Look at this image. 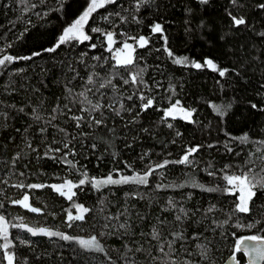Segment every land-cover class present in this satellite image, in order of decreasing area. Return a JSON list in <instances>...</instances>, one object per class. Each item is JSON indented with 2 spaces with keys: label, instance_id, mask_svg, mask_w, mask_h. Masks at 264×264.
I'll return each instance as SVG.
<instances>
[{
  "label": "trees",
  "instance_id": "16d2710c",
  "mask_svg": "<svg viewBox=\"0 0 264 264\" xmlns=\"http://www.w3.org/2000/svg\"><path fill=\"white\" fill-rule=\"evenodd\" d=\"M91 3L0 0V264H244L264 188L240 212L226 177H264V0H115L60 43Z\"/></svg>",
  "mask_w": 264,
  "mask_h": 264
},
{
  "label": "snow or ice",
  "instance_id": "6c2138e0",
  "mask_svg": "<svg viewBox=\"0 0 264 264\" xmlns=\"http://www.w3.org/2000/svg\"><path fill=\"white\" fill-rule=\"evenodd\" d=\"M114 2H115V0H92V4L89 7L88 11H86L83 14V16H81L80 19L77 20L70 28L65 30L64 34L60 37V43H64L66 40L71 39V38L83 39V40L90 39V37H88L86 34H84V32L82 30L83 24L87 21V18L89 17L90 13L93 12L96 8L103 7L106 3H114ZM205 2H206V0H205ZM233 19H234L236 24L244 23L243 19H236V18H233ZM94 31H99V29H94ZM154 31H156V32L161 31V26L159 24H157L154 28ZM108 39H109V41L112 40L111 34H108ZM125 47L128 48L129 46L126 44ZM51 50H54V49H50V51ZM170 55H171V53H170ZM12 59L13 58L10 56H6L4 58V60H12ZM184 59H186V58H184ZM4 60H0V64H3ZM131 62H132V60H131L130 55L123 61V63H125V64L131 63ZM183 62H184L183 59H177L175 61V63H183ZM206 64H207V66H209L213 69H216V65L213 64V62L211 60H207ZM194 67L201 68L202 65L199 63H195ZM220 75L223 76L224 71H220ZM135 79L136 78L134 76L133 80H135ZM150 104H151V101H148L145 104V107L147 108ZM253 107H255V105ZM172 113H173V110H169V112L167 114L171 116ZM191 115H192L191 112H188V111L184 112V116L186 119L189 118ZM169 127H171V125H169ZM246 139H247V137L242 138V140H246ZM189 151L192 152V151H195V149H191ZM187 160H188V156L186 155L183 158V160L179 161V162L183 163V162H186ZM130 179H135L139 183H146V177H142V176H137L135 178L122 177L121 180H119V181H113L111 179V177H109L107 181H104V183H121V182H127ZM226 180H227L228 184L234 185L239 190V192L241 193L240 197H239L240 203L237 205V210L240 212H248L249 211V206H248L249 201L256 194L252 189L255 188L257 185H259L261 188H264V177H262L260 180L257 181V180H255V178L249 179L248 175L245 174L243 177H241V176H229V177H226ZM80 183L83 184L84 181L82 180V181H80ZM70 184H71V182H69V185ZM31 187H39V186L38 185H32ZM53 187H55V186H53ZM59 190L60 189L57 188V191H59ZM68 198L71 199V196H69ZM27 200H28V197L25 196L24 201H21L20 203H23L25 207H28V205L26 203H24ZM77 207H79L82 212L87 211V209L83 208L82 206L78 205ZM32 211H39V210L33 208ZM71 219H73V217L71 215H69V220H71ZM75 219L82 220L83 216L82 215L76 216ZM21 227H23V226H21ZM28 231L32 232L34 235L36 234L30 228L28 229ZM39 231L48 235V236H61V238L65 239V240L72 239V237L65 236L59 232H50V231H47L45 229H40ZM0 232H3L5 235V239H7V228L4 226V217L3 216H0ZM245 239L260 240L261 238L257 237V236H250V237H246ZM78 242L82 247H85V248L95 247V248H97V250H101V249H99V245H98V242L96 241L95 237H92L90 240H79ZM243 243H244V240H240V242L236 248L237 251H240L239 245H242ZM161 251H163V248H161ZM8 259H9V264H12V257L9 256Z\"/></svg>",
  "mask_w": 264,
  "mask_h": 264
},
{
  "label": "rangeland",
  "instance_id": "374dc122",
  "mask_svg": "<svg viewBox=\"0 0 264 264\" xmlns=\"http://www.w3.org/2000/svg\"><path fill=\"white\" fill-rule=\"evenodd\" d=\"M92 4V3H91ZM107 4V3H106ZM105 4V5H106ZM91 6V5H90ZM89 6V7H90ZM89 7L87 8V10L86 11H88V9H89ZM97 9V8H96ZM95 9V10H96ZM94 10V11H95ZM85 11V12H86ZM93 11V12H94ZM93 12H91L90 13V15H89V17L87 18V21L83 24V27H82V30H83V32H84V34H86L88 37H90V39H91V34L88 32V23H89V20H90V17H91V15H92V13ZM83 16V15H82ZM80 19V17L77 19V20H79ZM76 20V21H77ZM76 21H74V23L76 22ZM73 23V24H74ZM72 24V25H73ZM72 25H70L68 28H70ZM67 28V29H68ZM112 35V34H111ZM90 39H88V40H83V39H76V38H71V39H68V40H66L65 42H85V41H89ZM106 41H107V45H108V47H110L111 48V50L113 51V54H114V58H115V61H116V63L117 64H119V65H125V63H123V61L130 55L131 56V60H132V62H133V60H134V56H135V46L133 45V44H131V43H127V45L129 46L128 48H126L125 47V45H123V46H121V47H119V48H117L116 46H115V39H114V36L112 35V40L111 41H109V39H108V36H107V39H106ZM142 41H144V40H142ZM64 42V43H65ZM131 62V63H132ZM129 64V63H128ZM127 65V64H126ZM235 189H237L234 185H232ZM57 188H59L60 190L58 191V192H60V193H65V194H72V187L69 185V184H63V185H57V186H55L54 187V189L57 191ZM240 203V202H239ZM249 206V205H248ZM84 213L85 212H82L81 211V209L80 208H78V210H77V212H76V214H73V215H71L73 218H75L76 216H80V215H84ZM4 226L7 228V231L9 230V226H8V223H7V221L4 219Z\"/></svg>",
  "mask_w": 264,
  "mask_h": 264
},
{
  "label": "water",
  "instance_id": "95a60500",
  "mask_svg": "<svg viewBox=\"0 0 264 264\" xmlns=\"http://www.w3.org/2000/svg\"><path fill=\"white\" fill-rule=\"evenodd\" d=\"M245 238L242 239L244 243L239 245L240 251H238V253H241L245 257L244 264H264V238L260 237V240H248ZM224 264L242 263L238 259V254H234Z\"/></svg>",
  "mask_w": 264,
  "mask_h": 264
}]
</instances>
